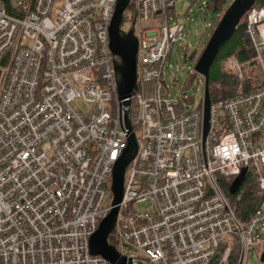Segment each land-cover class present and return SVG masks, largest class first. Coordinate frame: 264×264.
Masks as SVG:
<instances>
[{
  "label": "built area",
  "instance_id": "obj_1",
  "mask_svg": "<svg viewBox=\"0 0 264 264\" xmlns=\"http://www.w3.org/2000/svg\"><path fill=\"white\" fill-rule=\"evenodd\" d=\"M131 2L139 146L109 243L131 264H212L221 250L228 264L226 237L242 234L246 262L264 244V206L240 232L218 179L247 169L264 195V83L212 103L204 148L203 107L172 97L164 80L184 32L172 21L177 0ZM116 3L0 0V264H110L90 239L112 210L128 145L110 50ZM155 22L161 29L146 27ZM246 34L264 77V6L247 13ZM227 65L244 78L243 64ZM148 201L153 209H134Z\"/></svg>",
  "mask_w": 264,
  "mask_h": 264
},
{
  "label": "water",
  "instance_id": "obj_2",
  "mask_svg": "<svg viewBox=\"0 0 264 264\" xmlns=\"http://www.w3.org/2000/svg\"><path fill=\"white\" fill-rule=\"evenodd\" d=\"M132 0H117L115 12L109 28L110 50L116 57L114 62L117 76V93L120 104L124 110V124L128 133V145L123 155L116 162L113 172L112 192L113 202L112 210L109 215L102 221L96 233L90 239V251L94 256H101L110 264H131V260L121 256L117 249L109 243V236L114 231L119 214V205L123 200L125 175L129 164L135 159L138 151V140L133 131L129 116V107L131 97L138 88L137 75V54L138 39L131 30L125 33L121 26L124 21V15L129 8ZM257 0H234V2L225 11L219 23L214 29L205 49L195 64V71L204 79L203 88V146L210 130L211 115V95L209 89L210 71L215 63L219 52L225 44L233 37L238 25L242 19L251 11ZM0 70V76H1ZM248 171L235 178L229 186V194L235 196L247 180ZM225 202L226 215L234 218L238 230L242 231V226L234 216L225 197L220 193ZM241 253L238 264H244L246 251L244 237L241 234ZM264 261V256L262 257Z\"/></svg>",
  "mask_w": 264,
  "mask_h": 264
},
{
  "label": "rangeland",
  "instance_id": "obj_3",
  "mask_svg": "<svg viewBox=\"0 0 264 264\" xmlns=\"http://www.w3.org/2000/svg\"><path fill=\"white\" fill-rule=\"evenodd\" d=\"M211 1L213 0H177L172 15V21L181 23L184 26V32L181 41L174 46L172 55L166 63L164 80L172 97L181 96L192 103L194 107H199L203 104L204 79L199 74H195L193 77L192 72L214 32L217 19L221 18L224 14L221 11L222 9L217 13L209 8L208 4ZM233 2L234 0H227L224 7L226 8L228 4H232ZM132 23V17L128 13H125L121 26L122 30L128 33L132 28ZM146 27L148 29H161L159 22L151 23L146 25ZM138 33V29L136 28V35ZM247 69V72L244 73V78L240 80L241 86L238 92H241L244 88H258L264 83L263 73L256 66H250ZM224 70L231 69L226 65V67L224 66ZM232 75L234 76V74ZM191 80L192 82H190ZM219 96H223L222 92L219 93ZM80 107L82 110H86L84 105L80 104ZM226 180L233 181V179ZM134 209L145 212L153 209V204L151 201L136 204ZM226 241L232 248L233 253H235L237 250V237L233 235L228 236L226 237ZM245 264L261 263L254 253H251L247 257Z\"/></svg>",
  "mask_w": 264,
  "mask_h": 264
},
{
  "label": "trees",
  "instance_id": "obj_4",
  "mask_svg": "<svg viewBox=\"0 0 264 264\" xmlns=\"http://www.w3.org/2000/svg\"><path fill=\"white\" fill-rule=\"evenodd\" d=\"M226 2L227 0H213L208 4V7L216 11L217 13H219L222 9L221 11L225 13V11L231 5L228 4V6H226L225 8L224 6ZM263 6L264 0H257L253 8H259ZM126 13H128V15L132 17L133 23L131 30H133V24L137 15V9L133 2H131ZM221 18L217 19V24L219 23ZM246 24L247 15L242 19V21L238 25L233 37L221 49L215 63L211 68L209 89L212 103H215L220 100H226L236 94L240 89L239 87L241 86V82L240 79L237 77L236 73H234L232 70H227L228 72L224 70V66L226 67L227 60L229 58H235L239 63L243 64L244 73L247 72V67H257L256 63L254 62L255 51L251 40L246 34ZM257 69L261 72L258 67ZM232 74H234V76ZM190 82H192V80ZM255 89L257 88H244L242 92H249ZM221 92L223 96H219V93ZM218 181L219 186L223 191L236 219L242 226H245L250 221L255 211L264 206V195L260 194L257 177L253 175H248L245 184L235 196L229 194V182L226 179L220 178L218 179ZM236 237L237 250L235 251V253H233L232 251L231 258L228 264H238L241 252V238L239 235H237ZM221 256L222 250L216 256L212 264H220Z\"/></svg>",
  "mask_w": 264,
  "mask_h": 264
},
{
  "label": "crops",
  "instance_id": "obj_5",
  "mask_svg": "<svg viewBox=\"0 0 264 264\" xmlns=\"http://www.w3.org/2000/svg\"><path fill=\"white\" fill-rule=\"evenodd\" d=\"M253 253L260 260V263L264 264V261H262V257L264 256V244L259 246Z\"/></svg>",
  "mask_w": 264,
  "mask_h": 264
}]
</instances>
